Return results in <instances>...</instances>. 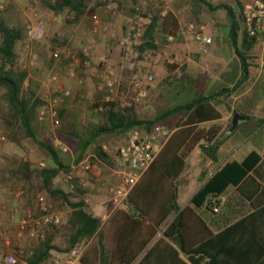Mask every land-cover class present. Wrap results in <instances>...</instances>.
<instances>
[{
	"label": "crops",
	"instance_id": "crops-1",
	"mask_svg": "<svg viewBox=\"0 0 264 264\" xmlns=\"http://www.w3.org/2000/svg\"><path fill=\"white\" fill-rule=\"evenodd\" d=\"M53 1L41 0L46 4L42 14L57 17L56 20L45 22V27L52 31L53 36L50 41H41L42 43L49 42L48 44H51L52 42V46H58L63 54L72 49H77L80 53L84 48L91 50V46L84 45L87 43L86 33H88L84 21L92 24L93 14L98 13L102 16L103 23L108 26V31L92 32L96 39L89 38V41L94 42L93 44L97 47V52H94L93 57L97 59L100 54L108 53L114 64L118 68L121 67L120 43L128 37L127 27L132 19V16L126 15L125 9L122 13H118L117 9L110 10L107 8V3L110 0H97L93 7L89 2L85 16L72 26L66 24L67 19L64 18L66 11L55 13L49 10L48 3ZM122 1L125 4L128 0ZM155 1L158 0H151L148 4L157 5ZM189 1L191 3L189 18L187 19L181 12L174 11L175 24L166 27L168 31L175 32L172 53L183 73V77L175 84V89L179 97L182 90H189V88L198 85L202 95L214 97L221 117L194 126L182 124L187 115L186 110H180L178 116L170 117L168 127L173 131L172 141L162 152L160 151L158 161L133 188L129 200H125L118 208L114 207L110 195L109 197L103 196L100 189L101 185L109 183L115 185L121 181L120 167L116 160L112 165L103 163L107 168L103 172L101 184L89 180L86 176L87 172L81 169L72 171L75 174V179H78L77 181H84L82 184H78L79 189H71L62 180H59L60 184L57 185L56 179L59 176L53 180L50 187L52 190L60 188L71 193L72 201L83 200L87 208L102 219L105 226L118 209L130 211V205L134 208L139 207L140 211L146 214L147 224H161L156 234L150 239L148 233L134 232L130 228L126 232H119V227L123 226V222L120 223L119 217H116V224L110 226V231L102 243L98 240L99 233L89 240V247L92 245L94 249L88 251V247L86 250L88 252L83 254L86 255L89 264H101L100 254L104 248L108 251L106 256L109 258V264H209L211 262L212 264H249L250 260H247V255H260V252L264 250L262 243L264 215H260L252 221L256 233H251L244 227L235 233H226L234 223L254 211L252 200L239 191L238 185L231 184L222 194L213 197L211 207L208 204L195 206L192 203V197L199 188L226 163L241 162L253 151L264 156V99L253 98L258 90L264 91V41L257 40L255 44L249 46L245 41L246 31L242 16L236 13L238 30L235 44L232 35L233 20L225 6H230L229 0H211L210 3L213 6L210 7L204 2ZM97 4L100 5V8L96 7ZM217 5L224 6L217 8ZM129 6L127 4L125 8L127 9ZM190 22L195 23L197 29L213 38L204 57L201 55L198 43L190 37L187 31V25ZM90 30L92 31V28ZM155 43L157 44L155 49H158L159 41L156 40ZM156 62L158 60L152 63ZM71 75L77 77L80 87L68 98L66 106L69 109H73L75 106L70 100L84 97L88 86L86 77L78 73L75 75L74 72ZM122 82L123 88H126L129 94V78L123 76ZM215 82H221L219 88H215ZM156 86L157 83H154L150 90ZM58 91L59 87L57 86L56 93ZM186 97L188 99V93ZM236 113H239L242 118L234 128L233 118ZM93 120L94 118L91 121ZM86 121L82 120L83 123ZM215 125L221 126V131L214 140V142H221L217 151V160L211 158L204 151L201 144L205 141L201 140L185 157V168L180 176L176 180L168 178L165 175V166L175 151L180 152L184 148L188 141V131L186 130L190 129V132L193 133L199 129L207 130ZM236 134H238L237 137H235ZM103 146L106 148L105 144ZM0 157V223L3 225L5 237L8 238L17 236V227L19 226L20 239L16 246L19 252L16 264H27L23 257L32 252L33 247L37 246L42 238L33 237L30 230H22L19 221L27 210H32L35 214L34 206L39 214L34 199L38 193H44L51 197L49 187L44 186L42 179L39 178L41 175L36 169L44 167L52 161L49 157L38 160V157L32 154L29 162H26L29 165L21 166L18 156L9 158L7 155H1ZM251 173L264 183L263 162L259 163ZM21 184L25 186L26 192L23 190L22 198H17L16 194L13 198L14 190H19L18 185ZM174 185L177 186L180 210H184L182 215L183 234L181 237L176 236L178 240L165 234V229L174 220L177 213L162 220V213L159 209L160 200ZM28 194H31L33 200L29 197L25 200ZM60 199L62 202L66 201L63 196ZM64 203L68 206L67 212L69 213L71 208L67 202ZM12 211H14V215L9 217ZM68 234L67 225H59L48 234V237L53 244L64 246ZM161 237H164L174 248L169 247L165 242L153 247ZM202 243H206L205 248L200 251L195 250ZM102 244L105 247L102 248ZM65 252L51 250V259L46 264H54V260L64 255ZM261 254L264 256V251ZM78 264H82L81 260Z\"/></svg>",
	"mask_w": 264,
	"mask_h": 264
},
{
	"label": "trees",
	"instance_id": "trees-1",
	"mask_svg": "<svg viewBox=\"0 0 264 264\" xmlns=\"http://www.w3.org/2000/svg\"><path fill=\"white\" fill-rule=\"evenodd\" d=\"M196 1L213 6L208 0ZM138 2L139 0L134 1L131 15H138L145 21L144 42L139 47L140 52L143 54L147 49L157 48V44L155 43L157 38L160 34L167 33L166 27L168 25L173 26L175 24V14L172 11H168L165 15H162V9H152L151 7L144 8L139 6ZM48 5L49 10L55 13L66 11L73 16V19L68 18L67 21L69 23H75L80 21L87 13L89 1L54 0L53 2H49ZM117 5V7H119L120 0L117 2ZM222 6L224 5H217L216 7ZM225 6H227L228 13L233 20L232 35L233 41L236 44L238 16L231 6ZM174 33L175 32L172 31V33L168 35L174 36ZM26 35V26L23 23L17 22L10 24L4 18L0 20V127L3 129L5 137L10 140L14 142L20 141L18 134H21L24 138H30L47 153L52 162L44 167H38L36 171L41 175L39 178L42 179L44 186L49 187L53 202L57 203V198L63 196L71 209L66 219L69 234L65 245L53 244L47 235L45 238L40 239L37 246L33 247L32 252L27 253L25 257H23V260H25L27 264H46L51 259V250L61 252L68 251L79 243L89 242L97 233H99L98 240L102 243L104 237L110 231V226L116 224V217H119L120 223L123 222V226L119 227V232H126L130 228L134 232L148 233L151 239L156 234L161 224H147L146 214L140 211L139 207L136 206V208H134L130 205V211L118 209L107 226H105L102 219L95 216L94 213L87 208L83 200L72 201L70 199L71 193L65 192L60 188L52 190L50 187L53 184V180L63 173L71 172L72 161L75 163L82 161L85 157L90 155L89 151H92L91 154L94 155L92 157L93 164H114L115 153H110L104 148L103 144L98 142V138L102 135H125L133 129L150 130L157 123H165L175 111L180 110L187 111L186 118L182 122L185 126H194L220 118L221 112L217 107L218 104L214 101V97L200 94L196 98H191L183 104H177L173 108L156 113L153 117L149 118L139 116L135 110V106H126L121 100L113 101L108 103L103 111L96 112L102 120L96 121L94 119L95 121H91L92 118L85 123L80 119L79 113H73V110L67 108L66 104H64L58 111V116L61 119L60 131L64 135L72 137L75 141L73 149L74 158L72 160L71 157H65L64 154H62L65 152L54 145L53 139L51 141L41 135L40 123L45 121H40L38 115L40 109L44 106V100L37 92L36 82L33 79H29V71L25 68L18 67L16 63V45L18 42L24 41ZM245 41L249 46L255 44V40L249 38L247 33ZM41 56H44V54H41ZM81 56L83 62L84 57L83 55ZM55 60L56 59H50L48 61L49 65L54 64ZM168 67L173 71L178 67V64H168ZM27 79H29V83L25 86ZM100 97L101 93L98 92V97L93 103L94 111L98 105L96 101ZM2 100H5V103H2ZM186 131H188V141L184 145V148L180 152L175 151L172 157L169 158L168 164L165 166V175L171 180H176L180 176L185 168V157L201 140L205 141L201 144L204 151L208 153L211 158L217 160V151L221 142H214V140L221 131V126L215 125L207 130L199 129L193 133L190 132V129ZM171 141L172 136L164 148L167 147ZM161 152L150 168L158 161ZM261 162L264 163V156L253 151L241 162L231 161L226 163L199 188L192 197V203L195 206L208 204V206L211 207L213 197L222 194L231 184L238 185L239 191L252 200L254 211L234 223L226 233H235L242 227L246 228L251 233H256L252 221L260 215H264V183L260 182L251 172ZM20 164L21 166L29 165L23 161ZM77 180L75 179L76 182ZM79 187L80 186L77 184L73 190L79 189ZM130 196L131 193L126 201L129 200ZM33 209L35 214H38L35 206ZM159 209L162 213V220L167 219L173 213H177V216L165 229V234L168 237L178 240L176 236L181 237L183 234L182 215L184 210H180L176 185H174L167 195L160 200ZM164 242L169 247L174 248L164 237H161L153 247H157ZM262 243L264 244V239H262ZM205 246L206 243H202L195 250L200 251V249H204ZM103 247L105 246L103 245L102 248ZM92 248L94 249L91 245L88 251L92 250ZM263 251L260 252V255H247V260H250L249 264H264V256L261 254ZM107 252L105 248L101 252V264H109V258L106 256ZM261 256H263L262 259ZM80 260L82 264H89L86 260V255H83ZM209 264H212V262Z\"/></svg>",
	"mask_w": 264,
	"mask_h": 264
},
{
	"label": "built area",
	"instance_id": "built-area-1",
	"mask_svg": "<svg viewBox=\"0 0 264 264\" xmlns=\"http://www.w3.org/2000/svg\"><path fill=\"white\" fill-rule=\"evenodd\" d=\"M118 1L110 0L107 3V8L115 11ZM229 3L233 11L242 16L247 36L255 41H264V0H229ZM56 19V16H44L36 11L29 17L26 26L25 46L29 50L32 62H36L39 57L34 50V44L41 41H50L52 38L51 30L45 27V22ZM92 19V30L94 32L108 29L100 14L94 13ZM127 30L128 37L120 43L122 59L120 68L114 64L108 53H102L97 57L98 65L103 68L104 78L97 84L101 97L96 101L98 104L95 108L96 112L103 111L108 103L119 100L123 101L126 106H137L148 96L150 89L154 86L155 73L152 70L143 71L139 66L141 54L139 47L144 42V19L138 15L133 17ZM187 31L190 37L198 43L200 52H207L213 38L197 29L193 22L187 25ZM169 38L173 39L174 37L170 35ZM69 54L76 62H82L76 53ZM81 54L84 57V65L89 67L92 64L91 50L84 48ZM60 55L59 50H51L48 53L49 59L59 58ZM169 62L178 64L174 59H169ZM179 70L178 65L177 71L179 75H182ZM123 76H127L130 81V93L125 97L121 96ZM53 79H58V75L55 74ZM58 87L59 91L56 94L46 93L42 96L44 106L38 115V119L40 121H50L51 130L54 133V145L63 152L68 153L72 152L70 145L56 131L61 126V119L58 116L59 108L72 95V90L70 87H64L63 85ZM172 133V129L164 123H157L150 130L133 129L130 131L126 143L120 146L115 153V160L120 167L121 181L110 188V200L114 207L118 208L125 202L133 188L144 177L160 151L167 144ZM93 156L90 154L78 163L72 161V171L84 168L91 178L98 179L101 176V171L96 169L95 164L92 163ZM72 171L66 173L65 181L71 189H74L77 184H82L84 181L79 180L76 182L75 174ZM22 194L23 190L16 191L17 198L21 197ZM36 205L39 214L35 215L32 210H27L19 221L20 227L22 230H30L33 237L45 238L62 223L63 213L44 194L37 195ZM17 244L16 241L5 237L0 223V252L2 254L0 264L17 263L19 252V249H16ZM88 247L89 242L79 243L66 251L61 257L56 258L54 264H78Z\"/></svg>",
	"mask_w": 264,
	"mask_h": 264
},
{
	"label": "rangeland",
	"instance_id": "rangeland-1",
	"mask_svg": "<svg viewBox=\"0 0 264 264\" xmlns=\"http://www.w3.org/2000/svg\"><path fill=\"white\" fill-rule=\"evenodd\" d=\"M135 0H128L126 5L129 4L130 6L125 8V4H123V1L120 0V5L116 4L117 12L123 11L125 9L126 15H131V9L133 8ZM149 1L151 0H139V6H142L144 8L151 7L152 9H162V15H165L168 11H174L181 12L185 17H188L189 14V7H191V3L189 0H158L156 2L157 5H149ZM211 2V0H208ZM90 6L93 7L94 3L96 4L97 0H89ZM154 3V2H153ZM132 4V5H131ZM196 6V5H195ZM46 7V4L41 2V0H0V20L4 18L8 23L13 24L17 22L23 23L25 26H27V21L29 17L32 16L33 12H39L42 14V10ZM97 8H100V5H96ZM210 7V6H209ZM136 16V15H135ZM135 16H132L135 17ZM102 17V16H101ZM65 19H73V16L68 14L66 12V15L64 16ZM67 25H72L74 23L66 22ZM84 26L88 33H86L87 36V43L84 45L91 46L92 51V64L87 67L84 65L83 62H76L69 53H76L78 57L81 59L82 54L77 49H72L70 51H65V54L60 50V48L52 46L51 44H48L49 42H37L34 44V50L38 53V60L36 62H32L30 59V53L29 50L25 46L26 39L24 41H20L16 45V63L18 67L25 68L29 71V79H33L36 82L37 85V92L42 97L46 93L55 94L56 88L59 85H63L64 87H70L72 90V93L77 91L80 87V83L76 76H72L71 73L74 72L75 75L80 74L81 76L86 77L87 79V88L85 96L82 98H73L70 100L74 103L73 113H79L81 120H88L90 121L92 118L97 120H102V118L94 111L93 109V103L97 99L98 95L96 96V93L98 91L97 84L102 81L104 78V71L102 66L98 65L97 59H95L94 52H97V47L93 44L94 42L89 41V38L96 39L95 35L92 33L90 29L92 28V24H90L88 21H84ZM189 24V23H188ZM48 29V28H47ZM50 30V29H49ZM108 29L106 30V32ZM167 33L160 34V36L157 38L159 41V47L158 49L150 48L147 49L145 52H143L142 56L140 54L139 57V66L141 70L145 71L146 69L152 70L155 73V83H157V86L149 91L148 96L146 99H144L140 104L135 106V110L141 117H153L156 113L167 111L171 108H173L177 104H183L185 101L189 100V98H196L201 94V90L198 87V85H195L192 88H189V90H182L180 96L178 97L177 91L175 89V84L180 80L182 75H179V72L177 71V67L171 71L168 67V64H171L169 62V59H174L173 57V39H169V33H172L171 31H168V28H166ZM52 33V31H51ZM53 36V33H52ZM170 45H169V43ZM82 44V42H81ZM51 50H59L61 52V55L59 58H56L54 61V64L49 65V57L48 53ZM205 53L207 52H201L202 57H204ZM41 54H44V56H41ZM63 54V55H62ZM158 60L156 63H152ZM176 61V60H175ZM204 62V59H202ZM145 68V69H144ZM180 72L181 69L179 70ZM57 74L58 79L54 80L53 76ZM75 80H74V79ZM29 79L26 80L25 86L28 85ZM221 82H215V88H219ZM77 88H75V87ZM211 90V89H210ZM99 92V91H98ZM126 91V88H122L121 96L125 97L128 96V93ZM188 93V99L186 97ZM263 98L264 99V91L258 90L253 96V98ZM68 99L66 100V102ZM264 101V100H263ZM2 103H5V100H2ZM66 104V103H65ZM264 108V107H263ZM42 109V108H41ZM40 109V111H41ZM179 111H175L173 116H178ZM40 113V112H39ZM167 126L170 124L169 119L166 121ZM41 126V135L45 137L48 140L53 139L54 133L51 130V125L49 120H45V122L40 123ZM59 135L62 136L64 141H66L71 149L72 152L68 153H62L65 157H71L73 160L74 158V146L75 141L72 139V137L68 135H64L60 128L56 131ZM130 132L127 134H114V135H102L98 138L99 143L105 144L107 150L110 153H116L118 148L122 146L126 139L128 138ZM238 134L235 135L237 137ZM4 137V138H2ZM18 138L20 141L14 142L10 140L9 138L5 137L2 127H0V156L7 155L9 158H15V156L20 157V162H29L30 158L32 157V154L38 157V160H44L45 157H48L47 153L42 150L35 142H33L30 138H24L21 134H18ZM92 151H89V154H91ZM1 159V157H0ZM3 159V158H2ZM3 161V160H2ZM109 165V164H108ZM96 169L101 171V176L97 178H91L88 173L86 176H88V179L94 182H98V184H101V179L103 176V172L106 170V166L104 164H96ZM82 171H86V169H82ZM65 173L61 174L56 179V184L59 185L60 181L62 180L65 183ZM110 183L104 184L100 186L101 192H103V196L109 197ZM18 189L24 190L26 192V188L23 184L18 185ZM24 192V195H25ZM16 189L13 193V198H15ZM38 194H44V193H38ZM37 194V195H38ZM49 201L53 203L55 207H58L61 209L63 213V221L60 224L61 226H66V219H67V210L68 206L64 203L66 201H61L60 197L57 198V203L53 202L52 197H48L46 194H44ZM29 199L33 200L31 198V194L26 195L25 200ZM22 198V197H21ZM75 198V197H72ZM77 198V196H76ZM35 202H36V198ZM24 200V199H23ZM24 202V201H23ZM65 204V205H64ZM64 205V206H63ZM24 211V210H23ZM24 213V212H22ZM14 215V211L10 212L9 217ZM3 228V225H2ZM19 231V226L17 227ZM12 237L13 241L19 242L20 236ZM2 258V254L0 252V259Z\"/></svg>",
	"mask_w": 264,
	"mask_h": 264
},
{
	"label": "water",
	"instance_id": "water-1",
	"mask_svg": "<svg viewBox=\"0 0 264 264\" xmlns=\"http://www.w3.org/2000/svg\"><path fill=\"white\" fill-rule=\"evenodd\" d=\"M242 116L239 113H236L233 118V127L235 128Z\"/></svg>",
	"mask_w": 264,
	"mask_h": 264
}]
</instances>
